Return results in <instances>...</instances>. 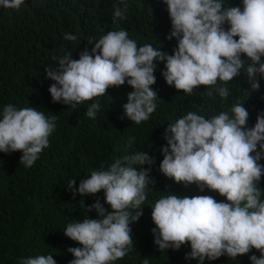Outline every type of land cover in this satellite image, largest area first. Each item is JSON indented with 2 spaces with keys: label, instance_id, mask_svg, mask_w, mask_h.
I'll return each instance as SVG.
<instances>
[{
  "label": "clouds",
  "instance_id": "obj_1",
  "mask_svg": "<svg viewBox=\"0 0 264 264\" xmlns=\"http://www.w3.org/2000/svg\"><path fill=\"white\" fill-rule=\"evenodd\" d=\"M114 21L126 19L127 0H120ZM171 21L167 35L177 40L173 54L152 44L138 47L125 30L109 31L85 48L79 59L72 52L60 57L56 66L45 68L54 81L49 92L54 103L62 102L75 109L90 103L86 116L95 119L99 98L111 87L127 83L133 91L123 105L124 116L135 124L148 121L157 108L155 71L157 62H165L162 75L178 92L192 95L205 86L223 101L232 95L229 81L243 72L252 90L258 91L257 77L264 79V0H242L241 6H225L224 0H161ZM25 0H0V8L19 11ZM227 25V27H225ZM238 37V39H237ZM65 40L77 37L65 34ZM242 57H246L243 59ZM249 112L238 100L229 110L210 118L189 111L169 123L163 138L160 172L204 191L218 192L226 200L212 196H178L167 193L152 206L151 231L159 251L180 250L190 245L186 259L199 264L222 256L237 258L252 252L251 264H264V110L256 123L248 127ZM57 116H46L34 107L17 108L11 103L0 112V152H21L19 164L34 166L42 151L49 147V137L56 127ZM131 143V141H130ZM155 164L153 156L139 151L122 158L113 157L107 167L102 163L90 177L70 180L68 190L73 199L104 192V204L97 199L86 206L99 218L85 217L69 223L64 235L80 247H69L74 259L69 264H114L131 250L132 228L143 216V207ZM147 166V167H145ZM153 188V187H152ZM84 204V201L81 200ZM85 206V205H84ZM19 264H57L53 255L21 258ZM142 264H149L145 257Z\"/></svg>",
  "mask_w": 264,
  "mask_h": 264
},
{
  "label": "trees",
  "instance_id": "obj_2",
  "mask_svg": "<svg viewBox=\"0 0 264 264\" xmlns=\"http://www.w3.org/2000/svg\"><path fill=\"white\" fill-rule=\"evenodd\" d=\"M224 3L242 7V0ZM127 4V18L116 21L115 9L124 7L120 0H25L19 11L0 8V112L11 103L18 109L34 107L46 116H57L49 147L33 167L19 164V151L0 152V264H19L21 258L38 255H53L57 264H69L74 257L68 248L81 245L64 235L66 226L85 217L99 218L95 210L88 213L86 209L97 199L111 211L103 191L83 197L77 194L73 199L67 188L69 181L77 180L78 187L80 180L90 177L102 163L107 167L113 157L139 151L154 157L150 175L156 183L148 187L143 216L130 225L131 250L114 264H142L145 257L149 264H199L198 260L186 259L190 245L178 251L158 250L151 231L156 227L151 207L169 192L189 197L207 195L217 201L226 198L208 189L201 191L195 184L176 183L160 172L164 158L161 148L166 144L164 131L169 123L189 111L207 119L229 110L237 100L249 112L248 127H253L258 112L264 110V79L257 77L260 89L255 91L242 72L228 82L232 95L223 101L215 92L209 96L205 86L194 89L192 95L178 92L162 75L165 62H157V82L152 86L158 95L157 108L148 121L138 125L124 116L123 105L133 91L127 83L94 98L101 104L95 119L86 116L94 101H86L75 109L62 102L54 103L49 92L54 81L45 72L46 67L58 63L53 57L72 52L73 59H79L80 52L94 47L89 42L98 41L109 31L125 30L138 47L152 44L173 54L177 40L167 39L171 30L167 6L161 0H127ZM66 33L77 39L65 40ZM260 163L264 164V160ZM260 186L264 191V177ZM252 254L260 255L253 249L235 259L222 256L215 261L205 260L204 264H251Z\"/></svg>",
  "mask_w": 264,
  "mask_h": 264
}]
</instances>
